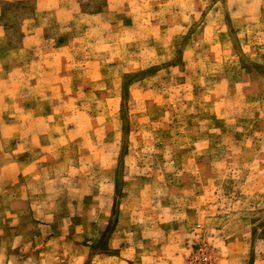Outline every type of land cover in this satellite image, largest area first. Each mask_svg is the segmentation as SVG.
Listing matches in <instances>:
<instances>
[{
    "label": "rangeland",
    "instance_id": "1",
    "mask_svg": "<svg viewBox=\"0 0 264 264\" xmlns=\"http://www.w3.org/2000/svg\"><path fill=\"white\" fill-rule=\"evenodd\" d=\"M68 1L28 34L42 0H0L9 46H67L39 92L58 147L26 199L0 186V264H264V0Z\"/></svg>",
    "mask_w": 264,
    "mask_h": 264
},
{
    "label": "crops",
    "instance_id": "2",
    "mask_svg": "<svg viewBox=\"0 0 264 264\" xmlns=\"http://www.w3.org/2000/svg\"><path fill=\"white\" fill-rule=\"evenodd\" d=\"M68 4V0H42L35 15L26 20V23H35L37 30H28L27 33L41 32L44 27L57 25L60 21L57 11ZM38 42L35 46H9L8 36L0 33V72H6L10 83L17 87L15 91H19L15 99L3 103L0 169L4 168L6 172L0 177V186L18 192L20 200L23 196L27 198L31 184L41 180L43 157L58 147L44 145L54 142L53 122L49 123L53 114L44 106V97L39 92L41 88L55 84L54 74L61 70L60 55L67 46L57 43V36L42 35ZM67 78L66 72L62 80ZM48 98L52 99V96ZM44 129L45 143L41 141Z\"/></svg>",
    "mask_w": 264,
    "mask_h": 264
}]
</instances>
